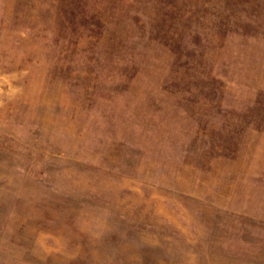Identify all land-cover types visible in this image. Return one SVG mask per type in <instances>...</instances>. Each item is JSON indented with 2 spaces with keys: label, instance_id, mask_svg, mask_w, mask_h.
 I'll return each instance as SVG.
<instances>
[{
  "label": "rangeland",
  "instance_id": "374dc122",
  "mask_svg": "<svg viewBox=\"0 0 264 264\" xmlns=\"http://www.w3.org/2000/svg\"><path fill=\"white\" fill-rule=\"evenodd\" d=\"M0 264H264V0H0Z\"/></svg>",
  "mask_w": 264,
  "mask_h": 264
}]
</instances>
